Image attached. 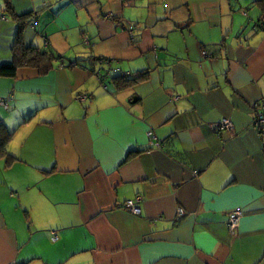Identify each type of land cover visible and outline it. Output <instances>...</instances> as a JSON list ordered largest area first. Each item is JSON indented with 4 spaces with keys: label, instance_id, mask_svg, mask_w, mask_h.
<instances>
[{
    "label": "crops",
    "instance_id": "obj_1",
    "mask_svg": "<svg viewBox=\"0 0 264 264\" xmlns=\"http://www.w3.org/2000/svg\"><path fill=\"white\" fill-rule=\"evenodd\" d=\"M257 1L0 0V68L17 36L74 64L0 76V264H264Z\"/></svg>",
    "mask_w": 264,
    "mask_h": 264
},
{
    "label": "trees",
    "instance_id": "obj_2",
    "mask_svg": "<svg viewBox=\"0 0 264 264\" xmlns=\"http://www.w3.org/2000/svg\"><path fill=\"white\" fill-rule=\"evenodd\" d=\"M257 4L261 7L262 10V17L259 20V23H263L264 0H258ZM19 18L23 20L25 16ZM257 26L260 27L258 24ZM11 51L13 55L12 62L10 64L1 66L0 68L1 77H15L19 68L35 69L37 73L40 76H42L47 74L49 71H51L57 63H60L62 66H65L67 68H71L74 65L71 62H69V64H65L63 58L56 55L50 49L41 50L39 48L30 45L29 46L24 45L19 36H17V38L14 40L11 46ZM93 60L92 61L94 63L96 60H100V58ZM78 62L82 68L92 71L93 64H91L90 67L88 68L86 67L85 64L82 63L83 62L82 59H79V61L77 60L76 63ZM147 75H148L147 72L146 73L143 72L130 78L126 76H116L110 79V83H112L118 90L128 89L131 88L134 84H137L138 82L145 80ZM254 117H255V113H254ZM25 122H27V120L23 121V123ZM14 132H15L14 130H9L2 122H0V159L4 160L5 167H8L14 161H16V158L10 155L7 151V145L14 136ZM260 132L264 133L262 131Z\"/></svg>",
    "mask_w": 264,
    "mask_h": 264
},
{
    "label": "built area",
    "instance_id": "obj_3",
    "mask_svg": "<svg viewBox=\"0 0 264 264\" xmlns=\"http://www.w3.org/2000/svg\"><path fill=\"white\" fill-rule=\"evenodd\" d=\"M1 19L4 20V16L1 15ZM133 27L131 26L129 28V35L132 34ZM0 105L4 106L5 108L7 107L6 101L0 100ZM253 126L257 128L259 131L264 132V99L261 100L257 105H256V111H255V117L253 119ZM216 128L219 130H232V124L229 120H223L221 123L216 125ZM147 137L149 139H154V135L152 132L147 133ZM140 201V198H136L135 200H128L124 203V208L129 211L130 213L134 215H139L140 214V208L136 206V204ZM243 215V211L240 208H236L234 211H232L228 215L227 219V227L230 235H234L238 225H239V219ZM178 216L182 217L183 216V211L181 209L178 210ZM53 241L57 240V237H53Z\"/></svg>",
    "mask_w": 264,
    "mask_h": 264
},
{
    "label": "rangeland",
    "instance_id": "obj_4",
    "mask_svg": "<svg viewBox=\"0 0 264 264\" xmlns=\"http://www.w3.org/2000/svg\"><path fill=\"white\" fill-rule=\"evenodd\" d=\"M106 85H108V83H106Z\"/></svg>",
    "mask_w": 264,
    "mask_h": 264
}]
</instances>
